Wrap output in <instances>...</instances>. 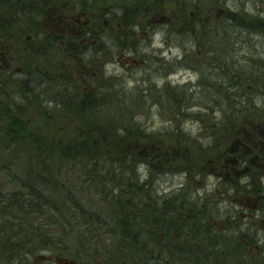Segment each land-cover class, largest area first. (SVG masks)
Instances as JSON below:
<instances>
[{
    "label": "rangeland",
    "instance_id": "rangeland-1",
    "mask_svg": "<svg viewBox=\"0 0 264 264\" xmlns=\"http://www.w3.org/2000/svg\"><path fill=\"white\" fill-rule=\"evenodd\" d=\"M262 1L264 0L244 1L245 9L254 14L252 7ZM109 2L111 8L120 5L131 10L153 3ZM234 3L236 1H228L227 5L232 8ZM77 6V1H65L60 10L62 9L61 13L67 17L73 14ZM102 7V2H98L96 10L87 8L84 12L91 15L97 12L99 15L98 9ZM160 7L161 15L149 17L148 23L151 25L144 33L136 32L130 36L113 35L97 38L95 41L83 37L76 38L73 35H69L67 39L52 38L54 41L49 38V41L42 45L45 49L39 50H43V53L38 55L35 54L37 50L33 53V48L36 49L37 46L32 48L29 44L28 40L32 37L26 36L23 31L15 33L11 30L4 35L0 34V44L4 46H1L2 49L15 50L17 60L13 66L23 70L25 61L31 63L30 55L33 69L36 61L40 59L50 60L51 69L62 62L64 76L72 77L75 84L85 83L88 91L93 94L92 100L99 103L95 117L90 120L94 129L89 124V133L81 136L85 122L59 117L60 108H56L52 103L62 100H50L51 94L44 92L45 86L38 89L41 94L37 97H23L20 93L25 86L26 77L17 73L10 79L1 73L0 85L4 94V97H0L1 112L13 103V111L20 110L16 116L21 117L27 131L35 132L60 148H64L61 146L65 144L84 140V143L98 151V158H101L98 165L94 166L87 161L80 163L79 158H69L70 161L66 163L72 167L71 172L53 176V180L65 183L70 190L58 187L52 189L49 185H43L42 189L41 186L39 192L45 198L46 206L43 208V215L38 218L10 208L11 211L6 213L10 215L11 220L4 222L0 212V239H26L31 233L30 226H41L43 230L30 237L36 240L29 243L42 250L45 247L40 237L51 233L53 238H59L60 224L63 223L64 228L67 222L71 226L77 223L76 230L82 234L81 237H95L98 254L102 252L99 243L103 242L109 245L111 255L116 258L113 264H131L135 254L140 251L126 245L136 240L130 234L124 233L121 218H126L128 228L130 225L137 231L136 228L141 227L140 233L144 237L154 234L157 230L153 224V216L157 211L154 201L159 195L160 211H167L166 206H170L172 201L182 208L183 213H186V208L191 207L194 210L196 216H193L191 221H196V227L194 228L193 224L190 230L193 238L201 244L198 245L199 249L206 245L203 252L207 251L209 255L235 253L233 226L224 232L228 235L223 237L227 240L225 244L218 231L223 225L228 226L233 215V197L227 194L231 193L233 183L218 180L217 174H210L209 169L216 163L223 164V159L217 158L219 153L225 150L231 155L233 151L237 138L235 135L238 133L236 111L243 108L241 119L246 131L249 121L257 117L252 113L249 100L242 96L244 91L249 90L247 86L250 85V79L243 80L245 82L237 87L235 74L237 75L239 68L243 67V62L240 59L235 65L233 58H237V53L251 54L254 44L261 49L264 46V33L257 32L248 36L249 38L244 37L247 33L239 35L237 31H234L235 34H231V37L225 38L204 33L203 37L198 34L186 37L179 32L172 35L169 28L176 29L182 22V19L178 20V26L173 22L174 19H179V6L172 1H164ZM257 9L260 13L264 7L258 5ZM174 14L177 15L176 18L173 17ZM138 17L136 16L137 20L142 19L141 15ZM80 20L82 21L83 17H80ZM23 27L28 28L26 24ZM153 30L155 32L151 33ZM40 37L35 38V42L41 40ZM234 40L236 43L233 53L230 47ZM245 40L249 42L247 46ZM242 43L243 47L239 49L238 46ZM79 44L88 49L83 53L79 51L76 55L70 48L80 47ZM24 48L28 51L25 54H30L28 57L21 51ZM222 58L224 60L221 61ZM78 61L87 66L85 71ZM9 79L14 80L10 86L7 85ZM255 103L258 108H264L262 102ZM45 110L48 113H45ZM13 114L14 112L9 116ZM260 118H264V115L261 114ZM9 122L0 118V155L4 154L2 151L7 146L6 135L1 130H8ZM97 128L102 132L95 130ZM123 129L132 131V136L128 138ZM12 134L16 137L14 131ZM124 146H128L129 153ZM119 147H124V150L117 151ZM8 154L5 158L7 161L0 162L9 165L11 172L9 174V169L0 172V199L9 197L16 191L28 192L29 186L38 187L34 178L28 175L29 151L18 150L19 159L15 157L14 150ZM229 155L227 157H231ZM51 162H54V165H60L61 162L64 164L63 159L58 158H53ZM129 177L136 180V185L132 182L131 184L139 189L132 188L130 184L129 187L123 186L119 189L113 187L118 181L116 179L120 180L118 184L121 185ZM54 183L57 185V182ZM143 190L147 192L144 193ZM124 201L127 204L125 207ZM79 207L83 208L80 215L84 218L81 220L86 222H81L79 217H76ZM54 208L61 210L56 211ZM136 215L140 217L139 221L143 220L139 226L133 220ZM36 219H40L39 226ZM12 224L20 228L14 230L10 227ZM183 226L181 225V233L186 232ZM75 232H70L64 237L76 238ZM170 236H174L173 233ZM56 240L53 239V242ZM195 243L196 241L193 244ZM150 254L153 256L154 253ZM2 255L0 248V262L5 263V257Z\"/></svg>",
    "mask_w": 264,
    "mask_h": 264
},
{
    "label": "flooded vegetation",
    "instance_id": "flooded-vegetation-1",
    "mask_svg": "<svg viewBox=\"0 0 264 264\" xmlns=\"http://www.w3.org/2000/svg\"><path fill=\"white\" fill-rule=\"evenodd\" d=\"M10 1H36L33 8L35 14L32 13V8L28 7L27 13L22 17L23 24L21 27L24 30H19L23 31L26 36L32 37L29 40L27 37L31 46L33 38H37L38 36L47 38L43 42L45 44L49 41V38L63 37L66 39L69 35H73L76 38H89V40L95 41L97 38L112 37L113 35L130 36L136 32L144 33L149 30L151 25V23H148L149 17L151 15L155 17L161 15L162 9L160 6L164 4V1H172L175 5L179 6V19H174L173 22H176L177 26L178 20L182 19V22L180 27L176 29L169 28V32L172 35L179 32L186 37L196 34L203 37L204 33L225 38V36L231 37V34H235L234 31H237L239 35L247 33L248 35L244 37L257 32L264 33V9L260 10V13L257 11L259 10L257 9L258 5L264 7V1L254 4L252 7L254 14L245 9L246 5L244 3V1L254 0ZM65 1L78 2V6L73 10V14L67 15V17L61 13L62 9L60 10ZM109 1H153V3L144 8L131 10L129 8L124 9L120 5L111 8ZM228 1H236V3L232 4L231 8L227 5ZM98 2H102L103 4V7L98 9L99 15L96 14L97 12L92 13V15L84 12V9L87 10V8L96 10ZM56 4L61 5L56 6ZM139 15L142 17L141 20H137L136 18ZM80 17H83L82 21ZM173 17L176 18L177 15L174 14ZM35 22H40V27H37ZM24 24L28 28L25 29L23 27ZM13 31L17 33L16 29ZM154 32L155 30L151 31V33ZM5 33L3 31L0 32L1 35ZM0 40H2V36ZM52 41L54 40L52 39ZM61 42L64 43V41ZM245 42H247L245 44L247 46L248 40H245ZM235 43L234 40L230 47L233 53L235 51ZM37 44H39V40L36 41ZM1 46L0 44V75L3 73L2 76L7 75L10 78L13 74L19 73V75L25 76V86H23V90L20 93L21 96L37 97L38 94H41L38 89L41 86H45L46 90L44 92L51 94L50 100H54L55 91L57 92V99H63L64 83L66 80L70 82V77L64 76V65L62 62L57 63L54 69H51L49 65H52V62L50 60L40 59L36 61L35 68L33 69L31 67L33 66L31 64L33 63L32 56L25 54L28 51L24 48L21 51L25 54V57L30 55L31 58L29 59L31 63L25 61L24 69L22 70L19 67L13 66V63L17 60L15 50L4 51L2 49L4 46ZM242 47L243 43L238 46L239 49ZM28 49H30L29 45ZM38 49L45 48L38 46ZM70 49L76 55L79 52V47L75 49V46H73ZM36 50L37 48H33V53ZM82 51L85 52L86 49ZM39 53H43V50L35 52L36 55ZM240 59L243 62V67L239 68L240 70H238L237 75L235 74V80L238 83L237 87L239 84L241 85L245 82L243 80L250 79V85L247 86L249 90L244 91V95L242 96L249 100V106H252V113L257 117H253L249 121L248 131H246L241 119L243 117L241 114L244 112L242 111L243 108L236 111L238 116L236 120L238 133L235 135L237 138L233 144V151L231 155L225 150L223 153H219L217 158L221 157L223 164L216 163L215 166L209 169L210 174L214 175V172L217 174L218 180H226L224 182L233 183L230 188L231 193H227L233 197V215L231 221L228 222V226L223 225L221 228H218V231L223 239V244H225L227 240L223 237H228V235L224 234V232L233 226L234 235L232 237L235 244V253L228 254L225 252L218 255H209L207 251L203 252V247L207 246L203 245L199 249L198 245L201 244L193 238L190 230L193 224V227H196V221L195 223L191 221V218L193 216L195 218L196 216L194 210L191 207L186 208V213H183L182 208L175 205L172 201L170 206H166L167 211H160V197L157 195L154 201L157 211L153 216V224H155L157 230L154 234H148L147 237H143L138 245L140 252L133 258V264H264V118H260L261 114L264 115V108H258L255 103L259 101L264 104V46L259 49V46L254 44L251 54L239 55L237 53V58L235 56L233 58L235 65ZM77 63L80 62L78 61ZM80 65L83 71H85V67L87 66L82 63ZM75 69L76 67H74ZM10 79L7 81L8 86H10L12 81L16 80L15 78H13L14 80ZM83 86L84 90H88L85 83H83ZM0 97H4L1 85ZM13 108H15V104L11 103V105L2 109V112L0 110V118H3L5 121L15 119L16 111L15 109L13 111ZM12 112L14 114L9 116ZM228 155L231 157H227ZM143 192L146 193L147 191L143 190ZM76 224L73 226V232L76 231L75 234L77 233L76 238L70 239L64 236L53 238L51 233H47V237H40L43 241L42 245L45 247L42 250H40V247L29 243L31 240H36L30 237L39 232V230H42L43 227L41 226L35 232H33V226H30L29 230L31 233L26 239L15 237L0 239V248L3 252L2 257H5L3 260L6 261L5 263L0 262V264H6L7 262V264H113L116 258L111 255L112 250L108 247L109 245L100 242L99 246L102 252L98 254L95 237H81L82 234H79L76 230ZM181 225H184L185 233H181ZM10 227L14 230L20 228L16 224H12ZM188 229L190 232H187ZM171 233L174 236H170ZM53 239H57L56 242H53ZM150 252L154 253L153 256H151Z\"/></svg>",
    "mask_w": 264,
    "mask_h": 264
},
{
    "label": "trees",
    "instance_id": "trees-1",
    "mask_svg": "<svg viewBox=\"0 0 264 264\" xmlns=\"http://www.w3.org/2000/svg\"><path fill=\"white\" fill-rule=\"evenodd\" d=\"M47 2V1H46ZM36 4V1H10V0H1L0 1V32H7L16 29L19 31L20 29H23L21 25L23 24L22 17L27 13L28 7L32 8V13L35 14L33 11V8ZM40 6V5H38ZM37 27H40V22H35ZM53 39H56V37H52ZM68 38V37H67ZM66 38V39H67ZM39 39V47L42 46L45 37H40ZM35 38H33L32 46H37L35 42ZM77 47L75 46V49ZM81 49V50H80ZM83 49H88L84 45L80 44L79 51L83 52ZM37 51H39L37 46ZM70 82H67V80L64 83V96L62 101L54 102L56 108H60V115L62 118H75L80 119L83 122H85L84 125H82L81 130V136H86L89 133L90 125L92 126V129H94V125L90 120H93L92 118L95 117V112L98 109L99 103L94 100H92V92L88 90H84V86L81 83L75 84V81L72 80V77H70ZM57 93L54 95V100L57 101ZM20 110H18L19 112ZM16 112L17 114H19ZM45 113H48L45 110ZM22 114V113H21ZM52 117H56V115H52ZM90 124V125H89ZM87 127V128H86ZM98 132H102L101 129H95ZM126 132V136L130 138L132 136V131L123 129ZM14 131L15 136H13L12 132ZM6 135V147H4V151H2L4 154L0 155L1 159L0 162H6L7 156H9L8 152L15 151V157L18 158V150L19 151H29V159H28V175L33 177L34 180L38 183V187L35 188L34 186L28 187V192H20L16 191L13 195L0 199V212L2 213V217H4V222H7L11 220L10 215H8L6 212L11 211L10 208H14L20 212H25L28 215H34L38 218L40 215H43V208L45 205V198L42 196V194L39 192L43 185H49L51 188H62L63 190H70V187L67 186L63 182L54 181L53 176L57 177L62 174H67L68 172H71L72 168L69 166L66 162L70 161L69 158H79L81 159L79 162L84 163V161L91 162L94 165H98L101 158H98V151L91 148L90 145L87 143H84L85 141L82 140L79 143H68L65 144L60 148L55 144L49 143L45 138L42 136L36 135L35 132H30L26 130L25 124L22 122L21 117L16 116L15 119H11L10 121V127L9 130L6 131L4 129L1 130ZM130 132V133H129ZM42 140V141H41ZM28 144V145H27ZM126 149V152H128V146H124ZM124 147L117 148V151L124 150ZM13 148V149H12ZM41 151V152H39ZM129 153V152H128ZM130 158H132L131 154ZM153 155V154H152ZM105 156V155H104ZM154 156V155H153ZM53 158L63 159L64 164L61 162L60 165H54V162H51ZM128 158V159H130ZM13 163V162H12ZM97 163V164H96ZM83 165V164H82ZM86 167H89L88 165H83ZM6 167V168H5ZM9 169L10 172V166L6 163L0 164V172L6 171ZM52 177V178H51ZM120 181L119 179H116ZM122 180V179H121ZM118 181L115 186H113L115 189H119L123 186L129 187L130 184L132 188L139 189L136 185V180L134 178H128L125 180L126 182H122L123 184H118ZM54 182H57L55 185ZM131 182L134 184L132 185ZM26 184V183H25ZM25 184H23L25 186ZM65 184V185H63ZM115 189H112L115 190ZM129 189V188H128ZM121 190V189H120ZM117 190V191H120ZM110 192V191H108ZM38 202V203H37ZM42 204V205H40ZM127 204H125V201L123 203V206L125 207ZM129 205V203H128ZM56 211H60L59 208H54ZM77 210V208H76ZM83 211L82 207H79V213L76 215V217H79L81 222V218L83 219L84 216L80 215V212ZM62 215V214H60ZM140 217L136 215L133 220L136 221L137 226H139ZM37 225L40 224V219H36ZM61 229L59 236H66L69 235L70 232H73V226L67 222L65 224V227L63 228V223L60 224ZM121 228L123 229L124 233L130 234V236L136 240V242L133 240V243L126 244L131 245L134 248L138 250V245L143 239L144 235L140 233L141 227H137V231L134 230V228L129 225L126 221V218H121ZM69 227V228H67ZM38 227H32L33 232L37 230ZM43 230V229H42ZM39 230V231H42ZM48 234H45V237H47ZM147 237V235H146ZM123 245V244H122ZM136 256V254H135ZM133 264V262L131 263Z\"/></svg>",
    "mask_w": 264,
    "mask_h": 264
},
{
    "label": "bare ground",
    "instance_id": "bare-ground-1",
    "mask_svg": "<svg viewBox=\"0 0 264 264\" xmlns=\"http://www.w3.org/2000/svg\"><path fill=\"white\" fill-rule=\"evenodd\" d=\"M146 196H148V195H146Z\"/></svg>",
    "mask_w": 264,
    "mask_h": 264
}]
</instances>
